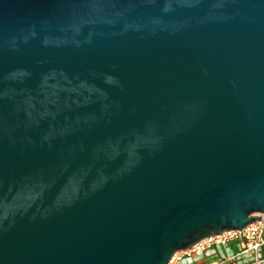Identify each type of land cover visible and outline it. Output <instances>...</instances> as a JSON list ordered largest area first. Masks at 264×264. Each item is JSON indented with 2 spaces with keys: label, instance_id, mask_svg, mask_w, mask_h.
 <instances>
[{
  "label": "water",
  "instance_id": "obj_1",
  "mask_svg": "<svg viewBox=\"0 0 264 264\" xmlns=\"http://www.w3.org/2000/svg\"><path fill=\"white\" fill-rule=\"evenodd\" d=\"M264 213V0H0V264H167Z\"/></svg>",
  "mask_w": 264,
  "mask_h": 264
},
{
  "label": "built area",
  "instance_id": "obj_2",
  "mask_svg": "<svg viewBox=\"0 0 264 264\" xmlns=\"http://www.w3.org/2000/svg\"><path fill=\"white\" fill-rule=\"evenodd\" d=\"M258 216L262 219L243 229L223 231L176 251L171 264H264V213Z\"/></svg>",
  "mask_w": 264,
  "mask_h": 264
},
{
  "label": "bare ground",
  "instance_id": "obj_3",
  "mask_svg": "<svg viewBox=\"0 0 264 264\" xmlns=\"http://www.w3.org/2000/svg\"><path fill=\"white\" fill-rule=\"evenodd\" d=\"M204 240V239H203ZM202 241V240H201ZM200 241V242H201ZM177 254V252H175L173 255H172V257H171V259H170V261L167 263V264H171V262L173 261V259H174V256Z\"/></svg>",
  "mask_w": 264,
  "mask_h": 264
}]
</instances>
